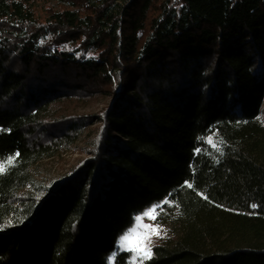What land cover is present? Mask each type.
<instances>
[{"label": "trees", "instance_id": "1", "mask_svg": "<svg viewBox=\"0 0 264 264\" xmlns=\"http://www.w3.org/2000/svg\"><path fill=\"white\" fill-rule=\"evenodd\" d=\"M263 105L264 0H0V264H109L158 204L143 264H264Z\"/></svg>", "mask_w": 264, "mask_h": 264}, {"label": "rangeland", "instance_id": "2", "mask_svg": "<svg viewBox=\"0 0 264 264\" xmlns=\"http://www.w3.org/2000/svg\"><path fill=\"white\" fill-rule=\"evenodd\" d=\"M51 7L55 8L56 4L51 5ZM102 105H103V101L96 102L89 105L88 108L76 110V112L78 114L88 113L92 115L95 114L96 111H99ZM262 108L264 109V105ZM261 117L264 118V111L262 112ZM97 127L98 124H93L87 127L86 131L83 133L81 138L76 142V144L72 147L71 150L61 152L58 155L50 159H45L43 162L34 166V168L32 169V173L34 174V185L33 188L32 187L30 188V192L37 193L39 191L37 190L38 188L42 190L47 188V186H49L53 181H57L61 176L67 174L68 171L72 169L73 166L79 160L83 159L86 156V154L84 153V149L87 148V145L90 143L89 141H91L92 136L96 134L95 132ZM0 164H3V162H1ZM158 205H162V204H158ZM161 210L162 207L158 208L157 210L159 213L157 221H152L148 218L144 219V223L147 224L155 225L156 223H158L159 228L161 229V234L159 236L151 237V244H150L151 249L153 246L161 243L163 238L173 233L175 231L174 229L176 228L174 219H170L167 222H162L161 217H159L162 213ZM129 255L131 257L132 264L140 263L139 259H135V260L133 259L131 253H129Z\"/></svg>", "mask_w": 264, "mask_h": 264}, {"label": "snow or ice", "instance_id": "3", "mask_svg": "<svg viewBox=\"0 0 264 264\" xmlns=\"http://www.w3.org/2000/svg\"><path fill=\"white\" fill-rule=\"evenodd\" d=\"M213 147L219 152L220 149L217 147L220 143L219 140L212 141ZM19 155L18 153L16 154ZM11 162L12 157L6 158ZM5 167L0 164V172H3ZM191 187V185H188ZM162 205H151L149 208L145 209L143 213L138 214L133 217V225L126 229L125 232L116 241V251H114L109 256V264L114 260L115 256L121 251H127L132 254L133 259H139L140 264H143L144 260L151 258V237L159 236L161 234V229L158 223L155 225L144 223V219L148 218L152 221H157L158 219V208ZM7 226H11V222ZM0 230H3V226H0Z\"/></svg>", "mask_w": 264, "mask_h": 264}]
</instances>
